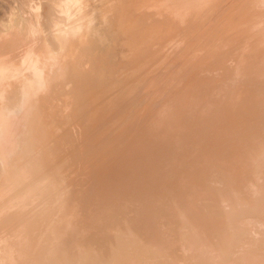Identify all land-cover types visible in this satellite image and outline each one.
<instances>
[{"label":"bare ground","instance_id":"bare-ground-1","mask_svg":"<svg viewBox=\"0 0 264 264\" xmlns=\"http://www.w3.org/2000/svg\"><path fill=\"white\" fill-rule=\"evenodd\" d=\"M18 2L3 23L31 37L0 43V264H264V0ZM164 78L190 92L125 146L112 132Z\"/></svg>","mask_w":264,"mask_h":264},{"label":"rangeland","instance_id":"rangeland-1","mask_svg":"<svg viewBox=\"0 0 264 264\" xmlns=\"http://www.w3.org/2000/svg\"><path fill=\"white\" fill-rule=\"evenodd\" d=\"M12 1H15V0H0V23L2 22V24H4V23H5V24H8V21H9V18H10V17H9V16L7 17L6 15H9V13H10L9 11H12V12H14V11H20V10H19L20 7H21V8H25L24 6H22V5L20 4V2H18V0L15 1L16 4H15V2L13 3L14 5L11 3V4L14 6V8H13L12 5L10 4V2H12ZM19 1H21V0H19ZM8 2H9V4H8ZM18 4H19V6H17ZM9 5L12 7V9H11V7H10ZM15 5L17 6V9H15ZM8 7H9V9H11V10H9ZM7 9H8L9 11H7ZM13 9H15V10H13ZM4 11H5V12H4ZM6 12H8V14H5ZM4 15L7 17L8 21L6 20V18H5ZM3 16H4V17H3ZM1 17H2V18H1ZM2 19H3L4 21H3ZM1 20H2V21H1ZM5 21H6V22H5ZM3 22H4V23H3ZM11 22H12V24H11ZM2 24H1V25H2ZM5 24L3 25V29H4ZM9 24H10V26H11V25H12V26L10 27L9 25H6L5 28L7 29V27L9 26V28H10L11 30H10V29H9V30L7 29V31H6L5 29L2 30V26L0 27V29H1L0 32H2L3 34L5 33L4 31H6V32L9 31V32H10V34H9V32L6 33V35H7V34L9 35V36H7L8 38L6 37V35H3L2 33H1L2 36L0 35V37H2V38L5 37V38H6V41H5L4 39H3V40H4V41H3L2 38H0V40H1L0 43L2 42L1 44L4 43V45H5V47H4V45H3V46L1 45L2 48H1V46H0V48H1V50H2V52H1V50H0V52H1V54H2V53H3V54L6 53L7 56H8L9 54H12L13 52H14V53H15V52L17 53L18 51H20V49L17 48V44L19 43L18 46H20V42H25V40H27V38L29 37V34H31L30 31L27 30L26 28H23V27L20 28V25H19L17 22L10 21ZM13 25H14V27H13ZM16 25H17V28H20V29H16V28H15ZM22 28H23V29H22ZM13 29L18 30V32H23V31L25 30V33L23 32L24 35L22 34V35L25 36V37L23 38L22 35L19 36L20 33H19V34H18V32L15 33ZM19 30H20V31H19ZM28 31H29V32H28ZM11 33H12V34H11ZM15 34H16V35L18 34L17 37H16ZM26 34H27L28 37H26ZM3 36H4V37H3ZM10 36H11V37H10ZM12 36H13V37H12ZM9 37H10V38H9ZM14 37H15V38H14ZM18 37H19V39H20V38H21V39H20V40L17 39ZM30 37H31V35H30ZM30 37H29V38H30ZM12 38H14V39H12ZM7 39H8L9 41H8ZM24 39H25V40H24ZM23 40H24V41H23ZM28 40H29V39H28ZM13 41H14L15 44L13 43ZM16 41H17V42H16ZM5 42H6V43H5ZM7 42H8V43H7ZM10 42H11V43H10ZM16 43H17V44H16ZM11 44H12L11 47H14V50H15V51H12V50H13L12 48H9V49H12V50H11L12 52L9 51L8 47H10ZM21 44H22V43H21ZM6 45H7V46H6ZM13 45H14V46H13ZM15 45H16V46H15ZM3 47H4V48H3ZM6 47H7V48H6ZM5 48H6V49H5ZM16 48L18 49L17 51H16ZM19 48H21V47H19ZM6 50H7V51H6ZM7 52H9V54H8ZM18 53H19V52H18ZM6 54H4V55L6 56ZM173 71H176V68H175V70L173 69ZM167 73L169 74V72H167ZM170 73H171V72H170ZM173 73H174V72H172V74H173ZM168 74H167V75H168ZM170 76H172V75L169 74V78H170ZM175 77H176V76H175ZM165 78H166V74H165ZM165 78H164V79H165ZM172 78H174V75L172 76ZM183 78H185V77H183ZM167 79H168V76H167ZM174 80H175V79H174ZM178 80H180V79H178ZM178 80H175V82L172 81V83H171L172 85H171L170 83H167L166 79L164 80V81H165L164 83H165V84L167 83L166 86L170 84V88L167 86L168 89H166V86H165V88H164V85H162L161 87H162L164 90H163V92H161V90H162V89H160L161 87H160V88L158 87V88L160 89L159 91L162 93V97L155 98L154 94H151V93H154V92H155V94H156V93H157V88H153V89L150 90L151 93L149 92L150 94L147 95V98H149V95H150V99H152V100H149V99H147L146 97H145V98L143 97V99H142V97H140L142 100L145 99L144 101H146L145 103H143V101L141 102L143 105L140 103V101H141L140 99L136 100V102H137L136 105H133L132 102H134V101H132L131 103H132L133 106L129 104L130 107H129L128 103H127L128 107L131 108L132 110L134 109V106L137 107V106L140 104V105L138 106V108H135V109H137L138 111H136V110L134 109V110H135V114H136V112H138V113H140L141 111L143 112V113L141 112V114L143 115L144 118H143V117H142V118L140 117V118H138L137 121L133 118L135 122H133L132 127H129L130 125H129V123H127L126 121H127L129 118L132 119V117H133L134 115L132 114L131 117H130L129 115H131L130 113H132V112L134 113V110H133V111H131V109H130L129 111L127 110V112H129V114H128L126 111H123V109H120V107L123 108L122 106H123L124 104L126 105V101H127V100H123V101L125 102V103L123 102L124 104L120 103V102H122V101H120V102L117 104V106H118L119 104L122 105V106L120 105L119 108L116 107L117 110H118V112H121V111H122L124 114H120L121 116H120V115H117V116H119L120 118L117 117V116H116L117 118L114 117V119L116 118L117 120H118V118H119L118 121H116V120H114V119H111V120H110L111 122H109V123L111 124V123L113 122V124H111L110 126L113 127V126H116L117 123L120 124V122H122V120H123V119H121V118L125 117L124 115L127 113V114H126V115H127V116H126V121L123 120V122H124V123H122L123 126L121 125L122 127H120V128L123 129V128L125 127V122H126V124H127L126 127H127V128H125L126 132H125V131L123 132L124 129H123V130H120V128H119L118 130H119L120 132H119V131H118L119 133H118V132H117V133H115V132L113 133V132H112V135H113V134H119L120 137L122 136L123 138L126 136L125 139H127V136H128V139H129V141H128V139L126 140V141H128V142L125 141L126 144H125V142H124V143L121 142L120 145H118V148L120 147V149H121L122 146H123L124 144H125V146H126V145L128 146V143H129V144H132L133 141H134V143H136V142H135L136 139H137V141L139 140V142H140V137H139V135L141 134V133H140V130H141L142 128H143V129L141 130L142 133H143V130H144V131H145V130H146V131L148 130V129H146V127L150 128V130L152 131L151 127H149V126L151 125V123H153V121L156 122V120L158 119V117H159V116L161 117V115H163V112H164V111L167 112V110H169V109L165 110L166 108H169L168 106H171L170 108H172V107L176 104V102H177V103H180V100H183L184 98L187 97V94L190 92V90H189V89H188V90H184V89H186V88H185V83H183L185 79L183 80V79L181 78V81H183V82H181V81L178 82ZM176 81H177V82H176ZM186 81H187V80H185V82H186ZM161 83H163V82H161ZM161 83H160V85H161ZM164 83H163V84H164ZM175 83H176V86H177V83H178V87H179V84H182V83H183V84L181 85V87L184 85V87H182L183 91H181V88H180V87H179V88H180V89H179L178 87L174 86ZM160 85H159V86H160ZM134 86H135V85H134ZM137 86H138V85H137ZM137 86H135V87H137ZM135 87H134V88H135ZM140 87H141V86H140ZM172 87H173V88H172ZM174 87H176L175 89H177L176 92H177L178 94L181 93L180 97H179V95H177V93H175ZM132 89H133V88H132ZM141 89H143V88L141 87ZM178 89H179V90H178ZM135 90H137V91L135 92V94H136L137 92H139V91H138V87L135 88ZM152 90H153L154 92H153ZM171 90H172V91H171ZM159 91H158V93H157V94H158L157 96H160V95H161V94L159 93ZM169 91H170V92H169ZM173 91H174V93L178 96V99H176V98H177L176 95H172ZM168 92H169L173 97L170 96ZM182 92H183L184 94H183ZM186 92H187V94H186ZM167 93H168V94H167ZM174 93H173V94H174ZM139 94H140V93H139ZM159 94H160V95H159ZM165 94H166L167 96H165ZM185 94H186V95H185ZM151 95H152V96H151ZM133 96H134V95H132V98H133ZM153 96H154V98H155L156 100L153 99ZM157 96H156V97H157ZM174 96H176V97L174 98ZM151 97H152V98H151ZM167 97H168V98H167ZM183 97H184V98H183ZM125 98H127V97H125ZM164 98H165V100H164ZM166 98H167V100H169V101H170L172 98H173V99H172V101H170V102H168V101L165 102V101H166ZM169 98H170V99H169ZM179 98H180V100H179ZM146 99H147V100H146ZM157 99H158V100H157ZM161 99H162V100H161ZM175 99H176V100H175ZM131 100H132V99H131ZM153 100H154V103H153ZM138 101H139V103H138ZM147 101H148V102H147ZM149 101H152V102L149 103ZM178 101H179V102H178ZM129 102H130V101H129ZM136 102H134V104H135ZM157 102H158V103L160 102L161 105H163L162 102H164V103H169V104H168V106H167V104H166V105L164 104V105L166 106V108H165L164 105L160 107V105H159ZM147 103H148V104H147ZM152 103H153V104H152ZM173 103H174V104H173ZM181 103H182V101H181ZM59 104H60V103L57 102L55 105H56V106H59ZM146 104H147V105H146ZM171 104H173V105H171ZM109 105H110V104H109ZM109 105H108V106H109ZM113 105H115V103H113ZM113 105L111 104L112 107H113ZM127 105H126V107H127ZM146 106H147V108H148V106H150V107L147 109ZM157 106H158V107H157ZM177 106H178V104H177ZM105 107H106V106H105ZM126 107L124 108L125 110H126ZM128 107H127V109H129ZM141 107H143V108L141 109ZM144 107H145V109H144ZM162 107H164V108L162 109L163 111L161 110ZM178 107H180V105H179ZM178 107H177L176 109H177V110H180ZM109 108H110V107H109ZM156 108H157V110H156ZM158 108H159L161 111H160ZM149 109H150V110H149ZM172 109H173V108H172ZM104 110H105V108H104ZM139 110H140V112H139ZM144 110L147 111V112H144ZM148 110H149V111H148ZM174 110H175V109H174ZM106 111H108V110H106ZM106 111H104L103 113H106V114L109 113V112H106ZM151 111H152L154 114H153ZM155 111L158 112V115H159L160 112H162V114L159 115V116H157V117H155V116L157 115V112H155ZM149 112H150V113H149ZM165 112H164V113H165ZM171 112H172V110H171ZM171 112H170V111L168 112V113L170 114V116H171ZM85 113H86V112H85ZM88 113H89V112H88ZM103 113H101V112L99 113V115L102 114V116H99V117H98V121L100 120V119H99L100 117H102V118H106V114L103 116ZM138 113H137V114H138ZM144 113H149V114H148V115H149V116H148L149 118H147V114H144ZM151 113H152L153 115H152ZM137 114H136V116H138V117L141 115V114H139V115H137ZM87 115H88V114L86 113V116H87ZM107 115H108V114H107ZM142 115H141V116H142ZM164 115H166V114H164ZM164 115H163V116H164ZM86 116H85V115L83 116V117H85V118H83V122H82V123H83L84 125L87 126V123H86V122H89L91 119H89V120L87 121V120H86ZM89 116H90V115H88V118H89ZM136 116H134V117L136 118ZM166 116H169V115L167 114ZM128 117H129V118H128ZM151 117H152V119H151ZM146 118H147V119H146ZM155 118H156V119H155ZM84 119H85L86 121H85ZM120 119H121V120H120ZM124 119H125V118H124ZM131 119H130V121H131ZM149 119H150V120H149ZM160 119H161V118H160ZM160 119H159V121H160ZM114 121H115V123H114ZM119 121H120V122H119ZM130 121L128 120V122H130ZM149 121H151V122H149ZM159 121H157V122H159ZM116 122H117V123H116ZM141 122H142V123H141ZM145 122H146V123H145ZM160 122H161V121H160ZM85 123H86V124H85ZM109 123H108V124H109ZM148 123H149L150 125H149ZM108 124L106 123V124H104V125L108 126ZM158 124H160V123H157V125H158ZM90 125H91V124H90ZM153 125H154V123H153ZM88 126H89V123H88ZM110 126H109V127H110ZM138 126H139V128H138ZM143 126H144V127H143ZM151 126H152V125H151ZM162 126H164V127L161 128L160 131H161V130L164 131V130H165L164 128H166V130H167L168 126H165L164 123L162 124ZM173 126H174V125H172V127H173ZM84 127H85V126H84ZM109 127L107 128V127L102 126V129H103V128H107V129H106V130H104V129L101 130V129H100V130L103 131V132H99V131H98V132H93V134L95 135L94 137H93V135L91 134V132H88V136H87V137H90V136H91L90 139L88 138L90 141H89V140H88V141H89L90 144L93 146V145H94L93 143H95L96 138H99V137L102 138V136H100V135H104V134L107 132V130H108V132L106 133V135L103 136L104 139H106V142H104V146H103V148H102L103 150H101L103 153H102V152L100 153V155H102V156H103L107 151H109L110 149H112L113 146H114L113 141L110 140V139H112V138H111V137H108V138H110V139H109V140L107 139L108 134L111 133V129H110V131H109ZM155 127H156V126H155ZM172 127H171V125H170V128H172ZM136 128H138L139 131H138V129H136ZM157 129L159 130V126H157ZM135 130H136V131H135ZM153 130H154V129H153ZM155 130H156V129H155ZM170 130H171V129H170ZM172 130H173V129H172ZM179 131H180V130H179ZM76 132H77V131H76ZM121 132H123L122 135H121ZM147 132L149 133V130H148ZM155 132H156V131H155ZM157 132H158V131H157ZM166 132H167V131H166ZM103 133H104V134H103ZM134 133H135V135H134ZM137 133H138V134H137ZM145 133H146V132H145ZM153 133H154V132H153ZM170 133H171V132H169V134H170ZM173 133H174V132H173ZM175 133H176V132H175ZM90 134H91V135H90ZM96 134H97V135H96ZM99 134H100V135H99ZM130 134H131L132 138L129 136ZM132 134H133V135H132ZM136 134H137V136H136ZM143 134H144V133H143ZM89 135H90V136H89ZM110 135H111V134H110ZM110 135H109V136H110ZM145 135H146V134H145ZM150 135H151V134H150ZM150 135L148 136L149 138H147V139H145L146 137H145V138L143 137V138H144L143 140H146V141H147L148 139H150V137L153 136V135H151V136H150ZM105 136H106V138H105ZM133 136H135V137H134L135 139L133 138ZM142 136H144V135H142ZM142 136H141V139H142ZM146 136H147V135H146ZM138 137H139V139H138ZM130 138H131V139H130ZM151 138H152V137H151ZM121 139H122V138H121ZM130 140H132V142H131ZM107 141H108V143H107ZM141 141H142V140H141ZM89 142H88V143H89ZM109 142H110V143H109ZM130 142H131V143H130ZM144 142H145V141H144ZM144 142H143V143H144ZM145 143H146V142H145ZM90 144H89V145H90ZM122 144H123V145H122ZM140 144H141V143H140ZM89 145H88V146H89ZM91 145H90V146H91ZM110 146H111L112 148H110ZM85 147H86V146H85ZM123 147H124V146H123ZM109 148H110V149H109ZM84 149H85V148H84ZM87 150H88V147H87ZM106 150H107V151H106ZM122 150H124V149L122 148ZM85 151H86V149H85ZM89 151H90V149H89ZM87 152H88V151H86V154H88V156L90 155L89 157H88L87 155H85V152H84V154H82V157H85V159H86V161H87L86 164H85V163H84V162H85V161H84L85 159H82V161H83L82 163H83V166H84V167H86V165H87V163H88L89 161L91 162V161L94 160V159L92 160V158H94L93 155H92V154H93V153H92V150H91V153H92V154H91L90 152H89V153H87ZM125 154H127V153H125ZM84 155H85V156H84ZM91 155H92V156H91ZM90 157H91V159H90ZM101 158H102V157H101ZM101 158L99 157V159H101ZM88 159H89V160H88ZM96 160H97V159H96ZM96 160H95V161H96ZM74 161H75V160H74ZM95 161H94V162H95ZM90 162H89V163H90ZM89 163H88V164H89ZM72 164H73V162H72ZM80 164H81V162H80ZM84 164H85V165H84ZM76 165H77V163H76ZM94 165H95V164H91V167H94ZM117 166H118V165H116V167H115L116 169L114 168L115 171L118 169ZM75 167H76V166H75ZM118 167H119V166H118ZM109 168H110V167H109ZM102 170H103V169H102ZM102 170H101V171H102ZM112 170H113V169H112ZM119 170H120V169L117 170L118 174H117V172H115V171H114V172H115L117 175H120V174H122V173L120 172L121 170H120V171H119ZM127 172H128V171H126V170H125V173H124V171H123V174H125V177H127L126 174L128 175ZM131 172H132V170H129V174H130ZM115 173H114V174H115ZM73 174H74V173H73ZM129 176H130V175H129ZM118 177H119V176H118ZM128 178H129V177H128ZM126 179H127V178H125L124 180H126ZM132 211H133V210H132ZM119 214H120V213H119ZM119 214H118V215H119ZM118 215H117V216H118ZM117 216H116V217H117ZM121 217H122V216H120V217L118 216V220H119V218L121 219ZM122 218H124V217H122ZM121 220H122V219H121ZM123 220L126 222V219H125V218H124ZM119 222H120L121 224H123V221H122V222L119 221ZM105 231H108V230H105ZM138 232H139V231H138ZM138 232L136 233V234H138V235H136V236L139 237V236L142 234V231H140L141 234L138 233ZM134 233H135V232H133L132 234H134ZM139 234H140V235H139ZM143 234H144V233H143ZM127 236H128V235H127ZM131 236L133 237V238H131L132 240L135 239V237H136V236L134 237L133 235H131ZM128 237H130V236H128ZM136 238H137V237H136ZM125 239H127V238H125ZM128 239L130 240V238H128ZM128 239H127V240H128ZM119 242H120V241H119ZM119 242H117L116 245H117ZM122 242H123V245L126 244L125 246H127V247L131 250V252H134V251H132L133 248H134L135 252H136L137 250L140 249L139 246H137V248L135 249V246L131 245L129 242H127L129 246L127 245V243H126L125 241L122 240ZM124 243H125V244H124ZM119 244H121V243H119ZM119 244H118V245H119ZM116 245H114V246H115L116 248H118V245H117V246H116ZM123 245L121 244L120 246H123ZM125 246H123L122 248H124ZM130 246H131V248H130ZM127 247H126V249H127ZM132 247H133V248H132ZM101 248H102L103 252H105V249H103V247H101ZM120 249H121V248H120ZM126 249H125L126 252H130L129 249H128L129 251L126 250Z\"/></svg>","mask_w":264,"mask_h":264}]
</instances>
